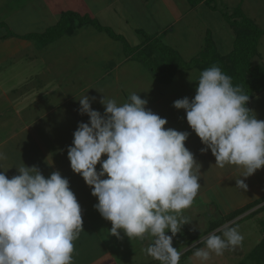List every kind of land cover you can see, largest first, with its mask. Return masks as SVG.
I'll use <instances>...</instances> for the list:
<instances>
[{"label":"clouds","instance_id":"9594fccd","mask_svg":"<svg viewBox=\"0 0 264 264\" xmlns=\"http://www.w3.org/2000/svg\"><path fill=\"white\" fill-rule=\"evenodd\" d=\"M94 100L86 94L78 99V111L89 122L78 125L67 150L72 171L92 189L94 208L111 223V235L123 231L130 240L147 239V256L179 264L182 253L173 247V237L188 224L183 213L201 188L197 162L185 146L189 134L166 128L167 119L147 109L139 94L122 104L103 95V115L93 110ZM248 102L249 95L213 65L200 73L194 98L173 104L186 113L205 146L201 151L211 150L215 166H235L244 179L264 168V120ZM16 169L11 178L0 171V264H73L83 221L69 181L59 171L45 178L24 163ZM244 179H236V187L246 192ZM218 231L194 251L200 264L243 242L237 227L225 224Z\"/></svg>","mask_w":264,"mask_h":264},{"label":"rangeland","instance_id":"374dc122","mask_svg":"<svg viewBox=\"0 0 264 264\" xmlns=\"http://www.w3.org/2000/svg\"><path fill=\"white\" fill-rule=\"evenodd\" d=\"M25 1H14L17 13L0 26L7 30L8 37L13 36L9 41L11 45H26L19 51V55L8 59L7 65L0 67V85L8 90L9 105L12 104V109H16L3 115L14 123H20L17 118L20 114H15L19 109L24 117L22 122L35 121L41 117L34 124L39 129V136H36L35 141L52 161L56 171L70 162L67 150L73 144V134L78 125L89 122V117L80 115L78 111V99L85 94L95 98L92 108L102 115L104 107L99 101L103 95L122 104L128 101L131 94H139L141 99L148 101L147 109L167 119L166 128L187 132V140L191 142L193 131L187 129L186 113L175 109L173 104L185 97L189 100L194 98L200 72L196 69H178L169 82H159L151 70L134 60L139 52L135 47L145 39L172 48L180 59L188 61L199 54L208 30L214 47L220 54H227L233 49L234 32L222 12L230 15L239 8L246 18L264 30V0H216V10H211L204 4L191 7L187 0H32L28 5H25ZM89 17L109 30H98L91 24L80 26V22L85 23L84 19ZM59 23L63 25V30L73 28L74 34H65L54 41L44 42L45 44L36 41L31 35V40L22 39L29 34H43ZM62 29L55 34L62 33ZM257 52L259 57L253 61L264 65V36L258 44ZM163 68L168 72V68ZM53 105L59 106V110L51 112L49 108ZM251 107L250 105V110ZM28 133L22 131L21 136L15 138L20 143L15 146V149L20 148L16 155L27 154V148H36L28 140ZM12 156L15 157L14 154ZM103 159L106 157H102ZM39 165L48 168V163ZM36 167L39 169L40 166ZM61 171L66 178L69 174L74 178L75 181L70 184L72 186L75 183L79 185V180H83L78 174L73 177L72 169ZM97 171H100L99 164ZM82 182L86 187L84 180ZM224 187H216L220 203L214 199L212 204L204 205L202 198H196L199 201L195 202L194 207L203 211L204 215L199 220L194 217L193 220L196 221L192 228V214H183L189 215L188 224L183 226L189 235L200 233L210 222L218 220L214 217L215 209L228 201ZM87 191L90 193L92 189L88 186ZM211 209L214 211H210ZM259 213L261 215L251 217H248L249 213H245L232 221L235 223L232 227H237L243 235L242 244L225 251L222 256L213 255L206 264H257L248 259L247 255L264 239V210ZM92 214L95 218L99 212L94 209ZM102 220L95 226L102 246L95 248L93 253L98 249L102 252L108 250L115 261H110V264H144L153 260L143 251L149 243L147 239L130 240L123 231H120L119 237L113 236L110 234L111 223L103 218ZM180 232H183L182 229ZM166 234L171 235L170 232ZM197 235L199 239L189 244L186 235L175 236L173 247L184 253L207 237ZM90 252L88 261L93 259ZM179 264H200V261L192 254Z\"/></svg>","mask_w":264,"mask_h":264},{"label":"crops","instance_id":"0c3cea01","mask_svg":"<svg viewBox=\"0 0 264 264\" xmlns=\"http://www.w3.org/2000/svg\"><path fill=\"white\" fill-rule=\"evenodd\" d=\"M14 1L16 0H0V26L5 23L6 19L11 18L13 14L17 13L18 8L13 6ZM31 1L32 0H26L24 3L25 5H28ZM6 31L7 30H5L4 27L3 29L0 28V37L2 39V41H0V67L7 65V60L19 55V51L21 49H24L26 46L24 43H21L20 47L18 44L11 45L9 41L13 39V36L11 38L8 37L9 34ZM22 39L28 40L24 36L22 37ZM8 98V90L3 88V85L1 84L0 153L3 154L4 159L0 160V171L6 172L5 175L8 178H11L15 175H18V171L16 168H18V166H22L24 163L25 166L30 167L40 166L39 171L45 178H48L54 171H56V168L54 167L52 161L48 158V156L39 148L37 141H35L37 139L36 136H39V129L37 127L35 128V125L37 124V122H39V118L41 117H37V120H35V118V121L22 122L24 120V117L20 112L21 109H19V111H16L15 114H20L17 117L20 120V123L8 121L7 116H4L3 113H8L9 111L16 110L12 109V104L9 105L10 103ZM250 105L252 106L251 108L253 109L254 115H256L257 119L264 120V92L256 95L250 101L249 106ZM58 107L59 106L57 105H53L51 108H49V110H51V112H56L59 110ZM258 116H260V118ZM187 129L191 130L188 124ZM22 131L26 132V134L27 132H29L28 140H30L31 145L36 146V148H27V154L25 153L23 155H16V151L20 148L18 147L15 149V146L20 143L18 140H15V138L21 136ZM192 138L193 139H191V142H189V140L185 141V146L193 153L194 159L197 162L195 169H198L197 175H199L200 177L199 183L201 184V188L197 196L195 197L192 206L184 211V213L189 212L190 214H192V220L190 222L191 228L192 226H194L193 224L196 221L193 220L194 217L199 220L203 219L204 215L203 211L201 212L200 210L194 207L195 202L199 201L196 198H202V200L205 202L204 205L212 204L211 202H213L214 199L216 201L218 200V202L220 203L221 198L216 195V187H220L221 189V185L225 186V197H227L228 201L226 203L221 204V207L215 209V219H220L228 215L232 211L241 209L250 203H257L262 201L260 204L256 205L254 208H252L246 213L255 211L264 205V168L257 170L252 176L248 177L247 179L239 177L242 174V170L237 169L235 166L226 165L224 168H219L215 166L216 161L215 157L211 153V150L209 149L205 152H202L201 149H203L205 146L201 143L200 139L196 136L194 132L192 133ZM12 141H15L14 144H11ZM8 148H10V150ZM33 153H35V155H33ZM11 154H14L15 157H13ZM39 163H48V168H43L41 165H39ZM62 169L70 170V162L69 164L65 165ZM61 170L58 171L61 173ZM74 175L75 173H73V177ZM68 176L69 177L66 178L65 174L62 175V177L66 178L69 181V187L76 196L77 201L81 206V215L83 221V231H81L79 238L74 242L73 264H110V261L113 260V257L108 250L102 252L100 249H98L93 253L95 248H98L99 245L102 246L101 240L97 238L95 226H97L98 223H101L103 220L100 214H98L95 218L92 214L93 210L95 209L94 205L98 201L95 197L91 195V192L89 193L87 191L88 186L84 187L82 182L83 180H79V185L75 183L74 186H72L70 184H72L75 180L71 177L70 174ZM238 178L244 179V182L247 184L248 188L246 192L236 187V179ZM75 179L77 180V177ZM81 188H83L82 191H80ZM84 191L86 192L83 194ZM95 211L97 210L95 209ZM210 211H212V209ZM256 215L259 216L261 215V213L258 212L256 213ZM185 217H187L188 219L189 215H185ZM204 230H206V228L203 229V231H201L200 233L197 232L192 235L202 234ZM89 251H91L90 255L93 257V259L88 261L87 256L89 254ZM78 259L79 263H77Z\"/></svg>","mask_w":264,"mask_h":264},{"label":"trees","instance_id":"16d2710c","mask_svg":"<svg viewBox=\"0 0 264 264\" xmlns=\"http://www.w3.org/2000/svg\"><path fill=\"white\" fill-rule=\"evenodd\" d=\"M187 2L191 7H196L203 3L211 10L217 9L216 0H187ZM222 14L234 32L233 49L229 53L223 55L215 49L213 38L210 37L208 30L206 32L207 38L205 39L204 45L199 54L188 61L180 59L179 54L172 48L161 44L157 45L154 41L151 43V39L148 38L145 39L141 45L135 47L139 52L135 55L134 60L143 63L145 67L154 73L157 80L162 83L169 82L173 77L172 75H174L178 69H196L201 73L203 70L216 65L221 68L222 72L232 78L234 86L241 87L244 94L249 95V102L246 105V107L249 108L250 101L256 95L264 92V65H260L256 63V61H253L259 57L257 47L260 40L264 36V30L260 29L252 21L246 18L239 8L234 10L230 15L227 12H222ZM84 21L85 23L80 22V26L91 24V26L97 27L98 30L106 29L99 26L97 21L90 17L87 20L84 19ZM62 28L63 25L59 23L55 27L48 28L43 34H29L25 38L31 39V36H33L36 41L45 44L46 42L54 41L55 39L65 36V34L68 36H72L74 34L73 28L64 30ZM60 29H62V33L56 35L55 32ZM167 60L168 62L166 63ZM164 66L166 67V70L167 68L169 69L168 72L165 71L163 68ZM261 202L262 201L247 204L241 209L234 210L228 215L210 222L206 230L202 233V236H208L212 232L217 235L221 234L218 230L221 229L222 226L230 223L228 226L232 227L235 225L232 221L248 212ZM261 210H264V205L259 209L250 212L248 216H254ZM182 231L183 232L178 233L176 237H184L186 235L188 244L194 243L199 239L198 235H189L185 228H182ZM201 247H204L203 240L199 241L182 253L180 261L189 257L196 249ZM247 258L254 260L257 264L264 263V239H262L247 255ZM144 264H159V261L153 259Z\"/></svg>","mask_w":264,"mask_h":264}]
</instances>
